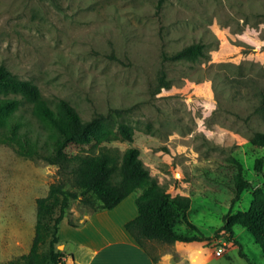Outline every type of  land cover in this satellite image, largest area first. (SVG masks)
Masks as SVG:
<instances>
[{"label": "rangeland", "instance_id": "1", "mask_svg": "<svg viewBox=\"0 0 264 264\" xmlns=\"http://www.w3.org/2000/svg\"><path fill=\"white\" fill-rule=\"evenodd\" d=\"M156 4L0 0V64L35 82L52 106L68 100L83 120L111 113L98 137L73 143L68 151L135 146L172 198H190L192 225L180 216L175 229L200 240L148 242L159 264H249L247 258L264 264L256 238L238 217L256 191L264 196V173L255 167L264 147L254 142L255 133L264 131V0H164L160 9ZM196 42L204 54L168 62L170 84L157 90L162 49L174 53ZM18 112L23 131L41 143L50 138L51 126L30 105ZM122 124L132 130V141L120 134ZM239 172L252 187L233 201ZM60 180L77 189L57 165L0 143V264H27L20 256L36 234L37 198ZM89 211L70 199L69 217ZM56 214L51 207L40 230L42 264H50ZM220 245L223 255L215 253Z\"/></svg>", "mask_w": 264, "mask_h": 264}, {"label": "trees", "instance_id": "2", "mask_svg": "<svg viewBox=\"0 0 264 264\" xmlns=\"http://www.w3.org/2000/svg\"><path fill=\"white\" fill-rule=\"evenodd\" d=\"M163 1L157 0V9L163 6ZM201 54L204 52L201 44L197 42L174 53L162 49L157 90L170 84L167 76L168 62L194 59ZM24 105H30L32 113L51 126L50 138L43 143L39 137L31 136L28 131L22 130L24 123L18 110ZM114 112L121 114L123 110L116 108ZM110 118V112H95L90 119L83 120L77 108L65 99H60L56 106H52L35 82L20 78L5 64H0V143L13 146L20 155L41 158L48 164L57 165L61 172L70 176L77 188L68 189L65 181H55L46 196L37 198L36 234L28 253L20 256L27 264H42L38 251L40 230L47 222L51 207L57 209V214L50 224V264H68L66 257L73 256V253L59 248V244L65 243L60 238L59 231L70 199H79L89 207L90 212H94L112 209L131 192L138 191L136 203L139 214L126 221L125 227L141 246L148 248L147 243L151 241L175 243L200 240L175 229V222L180 216L189 221L187 209L190 207V198H172L166 188L150 174L137 147L130 146L120 151L101 145L97 151H68L73 143L98 137ZM119 131L124 139L133 140L132 130L127 125L122 124ZM254 142L264 147V131L255 133ZM255 167L264 173V156L256 160ZM236 180L233 201L238 200L246 188L252 187L251 180L244 178L240 172ZM238 217L242 225L256 238L264 253V196L259 190L256 191L249 208L239 212ZM70 223L74 224L71 220ZM188 223L192 225L191 222ZM228 230L233 232L229 227ZM247 259L249 264H255L251 259ZM71 264L77 263L74 261Z\"/></svg>", "mask_w": 264, "mask_h": 264}, {"label": "crops", "instance_id": "3", "mask_svg": "<svg viewBox=\"0 0 264 264\" xmlns=\"http://www.w3.org/2000/svg\"><path fill=\"white\" fill-rule=\"evenodd\" d=\"M137 196V192H131L112 209L78 213L76 217L66 214L59 233L68 252L73 253L66 257L67 263L159 264L125 227L126 221L139 214Z\"/></svg>", "mask_w": 264, "mask_h": 264}, {"label": "built area", "instance_id": "4", "mask_svg": "<svg viewBox=\"0 0 264 264\" xmlns=\"http://www.w3.org/2000/svg\"><path fill=\"white\" fill-rule=\"evenodd\" d=\"M223 251H224V247H223V245H220L217 249H216V254L217 255H223L222 253H223Z\"/></svg>", "mask_w": 264, "mask_h": 264}, {"label": "water", "instance_id": "5", "mask_svg": "<svg viewBox=\"0 0 264 264\" xmlns=\"http://www.w3.org/2000/svg\"><path fill=\"white\" fill-rule=\"evenodd\" d=\"M64 244H59V248H62Z\"/></svg>", "mask_w": 264, "mask_h": 264}]
</instances>
